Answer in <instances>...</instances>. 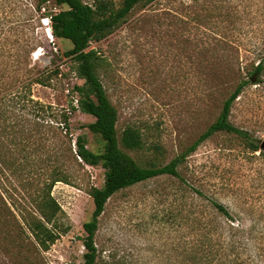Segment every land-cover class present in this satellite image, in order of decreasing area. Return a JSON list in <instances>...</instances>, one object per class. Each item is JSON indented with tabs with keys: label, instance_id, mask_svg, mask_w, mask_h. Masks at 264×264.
<instances>
[{
	"label": "rangeland",
	"instance_id": "374dc122",
	"mask_svg": "<svg viewBox=\"0 0 264 264\" xmlns=\"http://www.w3.org/2000/svg\"><path fill=\"white\" fill-rule=\"evenodd\" d=\"M120 1L112 0V5ZM34 3L0 0L1 58L16 64L21 45L33 41L30 62L37 68L60 69L50 85L32 87L33 98L68 109L71 100L76 104L73 85L83 82L71 69V59L63 55L72 43L52 35L47 13L34 12ZM46 9L57 11L59 5L51 1ZM262 9L259 0H153L137 4L116 29L91 42L104 60L99 77L118 111V133L129 124L143 133L145 147L127 150L130 155L141 163L165 164L216 119L240 80L236 68L246 61L245 48L254 40L251 32L259 25ZM93 120L81 110L71 113L73 151L77 135L85 136L90 150L102 149L100 137L87 127ZM230 121L264 143V76L243 89L233 103ZM61 139L47 137L43 155ZM64 141L57 148L70 171V183L56 182L51 195L61 208L60 221L66 231L47 250H36L24 235L25 247L20 250L0 234V264H82L83 223L94 207L87 191L102 185L104 169L80 159L68 160V141ZM155 143L160 153L155 152ZM259 152L251 154L236 135L219 131L180 163L181 179L161 175L114 193L94 236L100 260L175 264L171 258L181 238V223L192 226L197 221L193 218H212L210 198L224 203L234 221L241 218L247 226L263 227L264 235V156ZM6 175L1 178L12 180L13 185L6 183L9 192L21 204L28 202L30 188Z\"/></svg>",
	"mask_w": 264,
	"mask_h": 264
},
{
	"label": "trees",
	"instance_id": "16d2710c",
	"mask_svg": "<svg viewBox=\"0 0 264 264\" xmlns=\"http://www.w3.org/2000/svg\"><path fill=\"white\" fill-rule=\"evenodd\" d=\"M51 1L59 5L57 11H47L46 6ZM151 1L121 0L118 6H113L112 0H94L93 3L83 0H35L33 11L37 14L41 11L47 13L52 35L72 43V47L63 55L71 59V69L78 78L83 79L81 84L73 85L72 92L77 94L76 104H73L74 99L71 100L68 109L54 108L33 98L34 85L48 86L53 76L60 73L58 67L37 68L35 63L30 62L33 41L21 45L14 65L1 58L3 46L0 44V234L7 244L23 249L24 235L36 250H47L66 231L60 221L61 208L51 195L56 182L70 183V171L57 148V144H63L65 138L68 141V160L80 159L104 169L102 185L91 186L87 191L94 207L90 218L83 223L82 264H105L100 260L94 236L99 217L114 193L161 175L181 179L178 171L180 163L214 133L223 131L236 135L248 152L254 154L259 150V154L264 156L261 143L247 129L230 121L233 103L243 89L250 83H259L264 76V0H259L263 7L258 16L259 25L251 32L254 40L245 48L249 56L236 68L240 80L224 100L216 119L165 164L141 163L127 152L145 147L143 133L130 124L118 133V111L99 77L104 60L90 45L123 23L137 4ZM6 63L10 69L12 67L11 70L6 68ZM76 110L93 116L94 120L87 127L102 140L100 151L90 150L84 135L74 138L73 151L70 118ZM47 137L62 139L60 143L54 142L52 151L44 156L42 150ZM153 148L160 153L159 144L155 143ZM2 174L23 183V188H30L28 202L21 204L17 201L9 192L8 184L6 186V183L12 184V180L6 177L7 181H4ZM195 192L202 195L198 190ZM208 201L212 218L208 221L193 218L197 221L192 226H187L188 222L181 223L182 234L172 261L175 264H264L263 227L258 228L256 223L247 226L241 218L234 221L224 203L211 198ZM187 230H191V234L186 235Z\"/></svg>",
	"mask_w": 264,
	"mask_h": 264
},
{
	"label": "water",
	"instance_id": "95a60500",
	"mask_svg": "<svg viewBox=\"0 0 264 264\" xmlns=\"http://www.w3.org/2000/svg\"><path fill=\"white\" fill-rule=\"evenodd\" d=\"M261 148L264 149V143L261 144Z\"/></svg>",
	"mask_w": 264,
	"mask_h": 264
}]
</instances>
